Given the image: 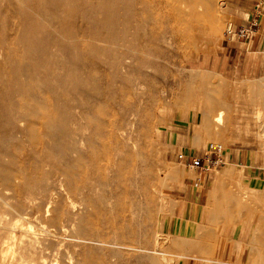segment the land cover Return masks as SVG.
Listing matches in <instances>:
<instances>
[{"label": "rangeland", "instance_id": "374dc122", "mask_svg": "<svg viewBox=\"0 0 264 264\" xmlns=\"http://www.w3.org/2000/svg\"><path fill=\"white\" fill-rule=\"evenodd\" d=\"M148 1L95 0L94 3V0H0V106H2L0 107V166L6 167L5 169L11 171L10 184H6L0 174V204L2 205H0V241H2L0 242V264H27V260H29V264H43L40 256L42 254L47 255L50 250L49 248H45L44 235L46 233L41 230L42 227L48 228L51 230V233L56 231L62 232L60 233L62 235L60 237H62L64 242L60 247L63 248L61 249L64 252V258L68 259L67 255L74 253L71 254L73 259L70 264H78L76 258L78 259L77 250L79 248L77 247H79L78 245L82 241L78 230L81 222V211L84 209L82 202H86V200L89 208H92L88 205L89 203L93 202L92 204H95V207H93V217L95 216V219L98 221L100 234L104 232L105 235H109L105 236L102 233V236H100L103 240H99V233L97 236L92 232H88L87 234L92 237V239L91 237L88 239L90 240L89 244H92L90 248L87 247L89 250L94 249V246L100 243L95 248L101 253V259L98 264H113V262H118L116 264H151L150 257H155L162 264H166L161 259V254L156 253L155 250V238H157V235L165 236L162 239L160 238V241L165 240V238H168L171 242L176 240L174 247H168L167 249V244L170 243L169 241L166 242V245L161 244L157 247L159 249L158 251L166 253L165 256L168 259L172 261L177 260V264H243L214 259L211 255L199 256L191 253L190 236L192 233L194 236L196 235L197 224L190 220L193 218L189 213L191 208L190 204L180 201L177 198L174 188L181 182L182 172L185 168H188L184 163L179 161L177 157L178 153L186 152L188 154L202 156L210 144L222 143L225 150L226 148L228 150V147L234 144L248 147L251 150L249 151V157L245 158L239 165L243 167L247 165L261 168L263 177L261 186L264 189V66L261 68V71L253 72L249 77L241 74L240 71L235 72L237 66V62L235 61L236 57L235 55H231V52L229 53L227 50V47L235 42H250L257 32L249 37V39H240L226 35L228 24L234 23L241 25L248 24L250 21L242 22V17L239 16L235 7L238 0H219L218 5L224 10H222L223 21L221 20L219 24V27L220 25L222 27H220L221 30L218 29L215 36L204 31L201 35L196 33L191 39L181 38V34L171 24V17L164 6L165 0H160V2L158 0H152V5ZM149 14L159 16V19H162L160 20L161 23L159 24V21L152 20L148 16ZM256 19H259V17H256ZM163 21L166 22L163 23ZM148 40L151 42V47ZM25 47L27 48L25 49ZM160 47L164 49L161 50ZM233 50H236L235 47ZM245 90L247 93H244ZM88 92L91 94L87 98L85 95L86 93L88 95ZM37 104H40L42 107L37 106ZM95 104H99L100 106L97 107ZM215 105L217 106L216 113L213 115L211 121H207L205 111L214 108ZM29 106L33 108L32 110L34 112L27 119H24ZM101 107L103 108L99 109ZM56 109L60 111L57 112ZM218 109L219 112H222V115L224 114L220 122L221 124H216L215 121L216 114L219 113L217 112ZM14 111H17V113ZM44 111L49 113L45 114L43 113ZM54 113L55 115L58 114V117ZM88 113H90L89 116H87ZM97 115H99L98 118H96ZM227 116H233L234 120L230 119L231 122L241 124L233 127V129L231 128V133L241 135L236 140L238 142L235 141V143L233 141V144H228L219 137L225 130H229V128L228 130L224 128ZM60 117L65 119L63 120ZM90 117L96 118L97 120H92ZM45 119L53 120L52 124L55 123L54 127L56 130L60 127L58 129H63V132L58 130L51 134L52 136L46 133L49 135L47 136L45 134ZM10 120L14 122L10 123ZM32 120H34L33 125L30 124ZM24 121L27 122V126ZM92 121L97 125L94 126ZM34 122H36V125ZM37 122H40V124ZM205 122L214 123L209 127V129H213L211 132H213L214 137L206 141L203 145L202 153H197L195 149L189 150L185 145L190 144L188 141L190 131L193 129L194 135L205 134L207 129ZM192 123L193 125H191ZM40 125H43V128ZM20 126L23 127L21 128ZM220 128L223 129L220 130ZM64 129H67V132ZM77 131L79 134H77ZM27 134L29 136L35 134L34 136H30V139L34 138V140L31 139L28 141L29 136L25 138ZM57 134V138L60 140H57L58 142L56 141V144L54 139H57ZM61 134H64V136ZM94 134L99 136L96 138ZM85 136L90 140L88 138L85 139ZM100 136H107V139L105 137L102 139ZM74 138L75 141L72 140ZM35 139L39 141L34 142ZM25 141L28 142L26 143ZM60 141L66 143H61ZM50 144L51 146L53 145L52 148L49 146ZM17 145L20 147L19 150ZM66 146H68V149H66ZM128 146L130 149L127 148ZM80 147L81 149H79ZM87 147L91 148L90 152L87 150ZM96 147L99 153L94 149ZM32 149L35 150L33 151ZM77 149L81 150V153L79 150L76 152ZM104 149H106V152ZM59 150L62 151L59 152ZM55 153L57 154L55 155ZM92 154L95 155L93 156ZM97 156L99 163L95 159ZM12 160L14 162L18 161L14 164ZM18 162L20 164H17ZM74 163H78V165ZM67 165L72 166L71 172H73V175L69 177L70 179L67 177L68 180L65 177L66 174L63 172V167ZM9 166L13 167L10 169ZM74 168L77 169L78 173H81L77 174ZM35 171L39 173H34ZM12 173H15L16 176ZM88 173L91 175H88ZM114 173L117 174L115 175ZM35 174L37 175L35 176ZM77 178L80 179L78 180ZM63 179L73 189L67 187L68 185L66 186L62 182ZM79 181L82 182L79 183ZM56 183H59L60 187ZM40 184L43 187L39 186ZM8 185H10V188ZM13 186L15 189H13ZM79 187H81V190L77 189ZM26 188L28 194H26ZM68 189L73 193L76 192V194L73 195ZM57 190L63 194L57 193ZM123 190L126 191L124 192ZM23 191L26 192L25 195ZM33 192H35V195ZM54 193H57L58 196ZM65 194L68 197H74L75 200L72 198L71 200ZM76 196L77 198H75ZM32 197L33 199H31ZM81 197L85 200L83 201L81 199L80 201L79 198ZM17 199H20L19 202ZM68 200L71 202L69 203ZM6 201L7 203H5ZM96 201H99L98 204H96ZM8 203L10 206L7 205ZM113 203L115 204L113 205ZM124 205L130 207H125L127 208L126 212L124 211L125 208H123ZM41 206L43 207L41 208ZM106 206L108 207L106 208ZM118 207H120L119 210ZM12 208L16 209L17 212ZM29 211L30 213H28ZM15 212L20 214H15ZM262 213L264 214V212ZM11 214L13 218H11ZM84 217L85 221L90 224L93 223L91 215L85 213ZM18 219L19 221L17 222ZM37 219L39 220L37 221ZM131 221L133 222L131 223ZM105 226H107L106 229H104ZM31 229L35 230H32V232ZM119 229L123 230L120 231ZM7 232L8 235L6 236ZM123 232L124 234L122 235ZM25 234L27 236L35 234L36 236L31 235L29 237L31 239H29ZM128 235L131 236V239ZM119 236L132 240L133 245L132 247L130 246L132 249L125 248L124 245L123 247L122 245H115L114 238L119 239ZM107 237L109 238L107 239ZM145 238H147V241ZM11 239H13L12 242ZM14 239L17 241L16 243L13 242ZM31 240H34L35 243ZM8 244H10V247ZM141 244L146 247L148 246L147 251L144 249V252L138 248ZM11 245L14 247L12 250H10ZM115 247L121 250L118 256L112 255L113 250H116ZM13 250L16 253H13ZM129 252L130 255H128ZM108 256L112 258H108ZM29 257L30 259H25ZM117 257L120 259L118 260ZM246 264H250V262Z\"/></svg>", "mask_w": 264, "mask_h": 264}, {"label": "crops", "instance_id": "0c3cea01", "mask_svg": "<svg viewBox=\"0 0 264 264\" xmlns=\"http://www.w3.org/2000/svg\"><path fill=\"white\" fill-rule=\"evenodd\" d=\"M235 7L243 23L256 18L259 12L261 29L254 38L250 42L238 41L227 47L229 53L236 57L235 72L240 71L249 77L264 66V0H238ZM234 47L236 50H233ZM216 110L215 106L205 111L207 121L212 120ZM230 119L234 120L233 116H227L224 127L229 130L219 137L233 144L241 135L231 133V128L241 124ZM205 125V134L194 135V130L190 131V144L185 145L189 150L195 149L197 153H202L203 145L214 137L212 129H209L212 123L205 122ZM249 151L248 147L234 144L224 151V164L219 168H185L182 172L181 182L174 191L180 201L190 204L189 213L193 217L190 220L197 224L196 235L192 233L190 236L192 254L211 255L214 259L233 263L264 264V189L261 186V168L239 165L249 157ZM220 205L228 206V210L219 209Z\"/></svg>", "mask_w": 264, "mask_h": 264}, {"label": "bare ground", "instance_id": "6f19581e", "mask_svg": "<svg viewBox=\"0 0 264 264\" xmlns=\"http://www.w3.org/2000/svg\"><path fill=\"white\" fill-rule=\"evenodd\" d=\"M138 1V0H137ZM151 3V5H152V0H149ZM148 1V2H149ZM159 2H160V0H158ZM136 2V1H135ZM156 2V1H155ZM94 3H95V0H94ZM134 3V2H133ZM141 3V2H140ZM83 4V3H82ZM136 4V3H135ZM146 4V3H145ZM149 4V5H150ZM155 4V3H154ZM219 0H165V4H164V6H165V8H166V10H167V12L169 13V15H170V17H171V24H172V26H174L176 29H177V32L178 33H180L181 34V38H185V39H191V38H193L194 37V35L196 34V33H198V35H201V34H203V32L205 31V32H207V33H209L210 35H213V36H215L216 34H217V31H218V29H220V27H221V25H220V27H219V24H220V22H221V20H222V10L223 9H221L220 7H219ZM39 5V4H38ZM40 6V5H39ZM160 6V5H159ZM17 7V6H16ZM16 7H15V9H16ZM34 7V6H33ZM42 7V6H41ZM144 7H145V5H144ZM153 7V6H152ZM151 7V8H152ZM222 7V6H221ZM156 8V7H155ZM160 8V7H159ZM147 9H148V7H147ZM153 9V8H152ZM36 10V9H35ZM138 10V9H137ZM141 10V9H140ZM150 10V9H149ZM159 10V9H158ZM161 10H162V8H161ZM41 11V10H40ZM142 11H143V9H142ZM155 11V10H154ZM224 11V10H223ZM156 12V11H155ZM160 12V11H159ZM162 12H164V11H162ZM161 12V13H162ZM18 13V12H17ZM80 13V12H79ZM136 13H137V11H136ZM157 13V12H156ZM139 14H140V12H139ZM145 14V13H144ZM155 14V13H154ZM158 14V13H157ZM99 15V14H98ZM146 15V14H145ZM163 15V14H162ZM101 16H102V14H101ZM152 20H155V21H159L158 23L160 24L161 23V21L160 20H162V19H159V16H153V14H149L148 15ZM100 17V16H99ZM145 17V16H144ZM148 18V17H147ZM161 18V17H160ZM166 18V17H165ZM164 18V19H165ZM60 20H61V18H60ZM141 20V19H140ZM148 20V19H147ZM166 20V19H165ZM54 21V20H53ZM154 21V22H155ZM167 21V20H166ZM166 21H163V23L164 22H166ZM223 21V20H222ZM139 22V21H138ZM153 22V23H154ZM143 23V22H142ZM162 23V24H163ZM223 23V22H222ZM150 24H151V22H150ZM154 25V24H153ZM50 26V25H49ZM155 26V25H154ZM223 26V25H222ZM158 27V26H157ZM222 28V27H221ZM156 29V28H155ZM158 29H159V27H158ZM221 30V29H220ZM84 31V30H83ZM155 31V30H154ZM38 32V31H37ZM105 32V31H104ZM142 32V31H141ZM153 32V31H152ZM158 32V31H157ZM176 32V31H175ZM176 32V33H177ZM148 33V32H147ZM156 33V32H155ZM160 33V32H159ZM150 34V33H149ZM81 35H82V33H81ZM157 35V34H156ZM104 36V35H103ZM154 36V35H153ZM18 37V36H17ZM20 37V36H19ZM205 37V36H204ZM156 38V37H155ZM206 38V37H205ZM21 39V38H20ZM139 39H140V37H139ZM145 39V38H144ZM149 40H151V39H149ZM149 40H148V42H149ZM85 41V40H84ZM89 41V40H88ZM83 42V41H82ZM138 42V41H137ZM153 42V41H152ZM86 43V42H85ZM140 43V42H139ZM150 43V47H151V42H149ZM158 43V42H157ZM142 44H143V42H142ZM154 44V43H153ZM160 44V43H159ZM87 45V44H86ZM131 45V44H130ZM129 45V46H130ZM148 45V44H147ZM4 46V45H3ZM81 46H82V44H81ZM138 46H139V44H138ZM1 47V46H0ZM84 47H85V45H84ZM148 47H149V45H148ZM158 47V46H157ZM156 47V48H157ZM27 47H25V49H26ZM82 48H83V46H82ZM87 48V47H86ZM94 48V47H93ZM140 48V47H139ZM154 48V47H153ZM11 50H12V48H10ZM160 49H161V47H160ZM162 49H164V48H162ZM161 49V50H162ZM5 50H7V49H5ZM46 50H47V48H46ZM85 50V49H84ZM89 50V49H88ZM145 50V49H144ZM159 50V49H158ZM118 51V50H117ZM143 51V50H142ZM8 52V51H7ZM6 52V53H7ZM46 52V51H45ZM84 52V51H83ZM125 52V51H124ZM144 52V51H143ZM160 52V51H159ZM12 53V52H11ZM158 52H156V54H157ZM8 54V53H7ZM141 55V54H140ZM157 55H159V53L157 54ZM130 56V55H129ZM144 56V55H143ZM142 56V57H143ZM128 57V56H127ZM22 58V57H21ZM141 59V58H140ZM97 61V60H96ZM134 62V61H133ZM139 62V61H138ZM137 62V63H138ZM99 63V62H98ZM77 65V64H76ZM127 66V65H126ZM125 66V67H126ZM155 66V65H154ZM102 67V66H101ZM105 68V67H104ZM108 69V68H107ZM78 70V69H77ZM101 70V69H100ZM132 70H134V69H132ZM139 70V69H138ZM109 71V70H108ZM143 71H144V69H143ZM95 72V71H94ZM107 72V71H106ZM146 73V72H145ZM94 74V73H93ZM101 74V73H100ZM104 74H106V73H104ZM141 74H143V73H141ZM98 75V74H97ZM96 75V76H97ZM102 75V74H101ZM107 75V74H106ZM105 75V76H106ZM92 76V75H91ZM144 76H145V74H144ZM143 76V77H144ZM98 77V76H97ZM96 77V78H97ZM101 78V77H100ZM108 78H109V74H108ZM188 78V77H187ZM41 79V78H40ZM97 79H99V78H97ZM45 80H47V79H45ZM100 81V80H99ZM106 81V80H105ZM108 81H109V79H108ZM111 81V80H110ZM187 81V80H186ZM107 82V81H106ZM124 83V82H123ZM77 84V83H76ZM103 84V83H102ZM106 84V83H105ZM125 84H127V83H125ZM79 85H80V83H79ZM72 86V85H71ZM104 86V85H103ZM185 87H186V85H184ZM118 87V86H117ZM125 88V87H124ZM80 89H81V87H80ZM104 89V88H103ZM71 90H72V88H71ZM215 90V89H214ZM182 91H184V90H182ZM86 92V91H85ZM124 92V91H123ZM218 92V91H217ZM103 93V92H102ZM183 93V92H182ZM213 93V92H212ZM214 93H216V92H214ZM50 94V93H49ZM89 94H91V93H89L88 92V95H87V93H86V95H85V97L87 96V98H88V96H89ZM122 94V93H121ZM107 95V94H106ZM24 96V95H23ZM213 96V95H212ZM85 97H83V98H85ZM94 97H95V95H94ZM94 97H93V99H94ZM127 97V96H126ZM99 98V97H98ZM215 98V97H214ZM217 98V97H216ZM52 99V98H51ZM125 99V98H124ZM26 100V99H25ZM49 100V99H48ZM53 101H54V99H52ZM214 100V99H213ZM218 100V99H217ZM217 100H216V102H217ZM53 101H51V102H53ZM93 101V100H92ZM96 101H98V100H96ZM125 101V100H124ZM219 101V100H218ZM26 102V101H25ZM35 102H36V100H35ZM46 102V101H45ZM126 102H127V100H126ZM215 102V101H214ZM27 103V102H26ZM25 103V104H26ZM29 103V102H28ZM38 103V102H37ZM40 103H42V102H40ZM102 103V102H101ZM129 103V102H128ZM1 104V103H0ZM54 104V103H53ZM103 104V103H102ZM216 104V103H215ZM27 105V104H26ZM30 105H32V104H30ZM34 105H36V104H34ZM92 105V104H91ZM94 105V104H93ZM128 105V104H127ZM219 105V104H218ZM221 105H222V103H221ZM37 106H39V107H42L40 104H37ZM48 106V105H47ZM47 106H46V108H47ZM95 106H100L99 104H95ZM216 106V105H215ZM0 107H2V106H0ZM21 107H23V106H21ZM33 107H35V106H33ZM54 107H55V105H54ZM75 107V106H74ZM217 107V106H216ZM15 108V107H14ZM57 108L58 109H60L58 106H57ZM63 108V107H62ZM83 108H86V107H83ZM82 108V109H83ZM103 107H101V108H99V109H102ZM106 108V107H105ZM104 108V109H105ZM21 109V108H20ZM25 109V108H24ZM33 108L31 107V106H29V108H28V110H26V113H25V110H24V113L26 114L25 115V118L24 119H27L28 118V116L29 115H31V113H33L34 111L32 110ZM42 109V108H41ZM98 109V108H97ZM98 109V110H99ZM222 109H224V108H222ZM19 110V109H18ZM46 110V109H45ZM86 110V109H85ZM97 110V111H98ZM42 111V110H41ZM47 111H48V109H47ZM54 112H55V110H53ZM56 111H57V109H56ZM58 111H60V110H58ZM57 111V112H58ZM62 111V110H61ZM83 111V110H82ZM12 112H13V110H12ZM15 113H17V111H14ZM37 112V111H36ZM86 112V111H85ZM139 112V111H138ZM217 112H219V109H218V111ZM23 113V114H24ZM43 113H45V114H47V113H49V112H46V111H44ZM91 113V112H90ZM90 113H88L87 114V116H89L90 115ZM99 113H101L100 111H99ZM39 114V113H38ZM61 114V113H60ZM102 114V113H101ZM100 114V115H101ZM104 114V113H103ZM16 115V114H15ZM33 115V114H32ZM37 115V114H36ZM49 115V114H48ZM54 115H55V113H54ZM58 115V114H57ZM57 115H55V116H57ZM67 115V114H66ZM65 115V116H66ZM224 115V114H223ZM222 112L220 111L218 114H216V119H215V121H216V124H221L220 122H221V120H222ZM9 116V115H8ZM21 116H22V114H21ZM35 116V115H34ZM54 116V117H55ZM98 116L99 115H97V117L96 118H98ZM103 116V115H102ZM105 116V115H104ZM44 117H46L45 115H44ZM49 117V116H48ZM58 117V116H57ZM56 117V118H57ZM101 117V116H100ZM7 119H8V117H6ZM9 118H11V117H9ZM38 118V117H37ZM37 118H36V121H37ZM52 118V117H51ZM60 118H62L63 119V117H60ZM67 118V117H66ZM86 118H88V117H86ZM94 119L93 117H90V119H94L95 121L97 120V119ZM48 119V118H47ZM47 119H45L46 121H45V126H46V132H45V134L46 133H49L50 135L51 134H53V133H55L56 131H62L63 129H58V128H60V127H58L57 128V130H56V128L54 127L55 125V123H53L52 124V121H50V120H47ZM57 119H59V118H57ZM65 119V118H64ZM63 119V120H64ZM69 119V118H68ZM99 120V119H98ZM23 121V120H22ZM33 121L34 120H32L31 122L32 123H30V124H32L33 125ZM86 121H88V120H86ZM90 122H91V120H89ZM215 121H213V122H215ZM10 123H12V122H14L13 120H10L9 121ZM25 122V121H24ZM43 122V121H42ZM58 122V121H57ZM56 122V123H57ZM98 122V121H97ZM212 122V123H213ZM6 123H7V121H6ZM26 123L27 122H25V125H26ZM38 123V122H37ZM58 123H60V122H58ZM67 123V122H66ZM92 123H94L93 121H92ZM34 124L36 125V122H34ZM38 124H40V122L38 123ZM73 124V123H72ZM87 124H88V122H87ZM104 124V123H103ZM214 124V123H213ZM7 125V124H6ZM15 125V124H14ZM17 125H18V123H17ZM17 125H16V127H17ZM19 125H21V124H19ZM28 125V124H27ZM26 125V126H27ZM62 125V124H61ZM69 125V124H68ZM79 125V124H78ZM92 125V124H91ZM97 125V124H96ZM95 125V123H94V126H96ZM10 126V125H9ZM41 127L43 126V125H40ZM57 126H59V125H57ZM56 126V127H57ZM72 126V125H71ZM74 126V125H73ZM88 126H90V125H88ZM11 127V126H10ZM19 127V126H18ZM21 127V126H20ZM23 127V126H22ZM21 127V128H22ZM27 128H29V127H27ZM32 129H34L33 127H31ZM43 128V127H42ZM41 128V129H42ZM64 128V127H63ZM78 128V127H77ZM91 128V127H90ZM7 129H9L8 127H7ZM17 129V128H16ZM32 129H31V131H32ZM37 129V128H36ZM71 129V128H70ZM69 129V130H70ZM94 129H95V127H94ZM94 129H93V131H94ZM97 129V128H96ZM221 129H223V128H220V130ZM19 130V129H18ZM38 130V129H37ZM43 130V129H42ZM64 130H66V132H67V129H64ZM74 130V129H73ZM99 130V129H98ZM213 130V129H212ZM11 131V130H10ZM9 131V132H10ZM91 131H92V129H91ZM100 131V130H99ZM101 131H102V128H101ZM219 131V130H218ZM6 132V131H5ZM12 132V131H11ZM20 132V131H19ZM26 132V131H25ZM33 132V131H32ZM63 132V131H62ZM108 132V131H107ZM107 132H106V134H107ZM222 132V131H221ZM14 133H15V131H14ZM21 133H22V130H21ZM31 133V132H30ZM35 133V132H34ZM59 133V132H58ZM109 133V132H108ZM213 133V132H212ZM6 134V133H5ZM10 134V133H9ZM8 134V135H9ZM12 134V133H11ZM38 134V133H37ZM40 134H42V133H40ZM68 134V133H67ZM77 134H79L78 133V131H77ZM92 134V133H91ZM96 134H97V132H96ZM98 134H100V133H98ZM112 134V133H111ZM111 134H110V136H111ZM8 135H6V136H8ZM14 135V134H13ZM32 135V134H31ZM30 135V136H31ZM35 134H33L32 136H34ZM39 135V134H38ZM43 135H44V133H43ZM42 135V137H44ZM47 136H49L48 134H46ZM62 135V134H61ZM61 135H59V136H61ZM69 135V134H68ZM95 135V134H94ZM10 136V135H9ZM29 135L27 134V135H25V138L26 137H28ZM30 136H29V139H27L28 141L29 140H31V139H33L34 140V138H31L30 139ZM46 136V137H47ZM52 136V135H51ZM50 136V137H51ZM62 136H64V134L62 135ZM75 136V135H74ZM99 136V135H98ZM98 136H96L95 135V137L97 138ZM102 136V135H101ZM100 136V137H101ZM109 136V137H110ZM115 136V135H114ZM40 137H41V135H40ZM58 137V134L56 135V138ZM72 137V136H71ZM78 137H79V135H78ZM90 137V136H89ZM95 137H93V138H95ZM99 137V138H100ZM105 137V136H104ZM104 137H101L102 139L104 138ZM107 137V136H106ZM105 137V139H107ZM126 137V136H125ZM36 138V137H35ZM39 138V137H38ZM54 138V137H53ZM67 138V137H66ZM83 138V137H82ZM85 139L86 138H88V137H84ZM100 138V139H101ZM111 138V137H110ZM117 138V137H116ZM78 139H81V138H78ZM89 139V138H88ZM102 139H101V141H102ZM114 139V138H113ZM1 140V139H0ZM37 139H35V141L34 142H38L39 140H37ZM59 141L60 139H54V141H55V143H56V141ZM63 140V139H62ZM72 140H74L75 141V138L74 139H72ZM83 140V139H82ZM90 140V139H89ZM117 140V139H116ZM28 141H25L26 143L28 142ZM57 141V142H58ZM64 141H65V139H64ZM70 141H71V139H70ZM79 141V140H78ZM86 141H88V140H86ZM95 141V140H94ZM100 141V142H101ZM120 141V140H119ZM33 142V141H32ZM33 142V143H34ZM45 142V141H44ZM61 143L63 142V141H60ZM84 143H85V141H83ZM103 142V141H102ZM42 143V142H41ZM63 143H66V142H63ZM80 143H81V141H80ZM79 143V144H80ZM89 143V142H88ZM106 143V142H105ZM114 143L115 144H117V142H115L114 141ZM38 144V143H37ZM36 144V145H37ZM57 144V143H56ZM90 144V143H89ZM114 144V145H115ZM222 144V143H221ZM44 145V144H43ZM42 145V146H43ZM46 145V144H45ZM62 145V144H61ZM66 145V144H65ZM84 145H86V144H84ZM97 145H98V143H97ZM100 145V144H99ZM103 145V144H102ZM118 145V144H117ZM34 146V145H33ZM41 146V147H42ZM49 146H51V144L49 145ZM53 146V145H52ZM52 146H51V148H52ZM57 146V145H56ZM89 146V145H88ZM95 146H96V144H95ZM104 146V145H103ZM125 146V145H124ZM124 146H122V147H124ZM224 146V145H223ZM16 147V146H15ZM17 147H19L18 145H17ZM36 147V146H35ZM47 147V146H46ZM54 147H55V145H54ZM82 147V146H81ZM81 147L79 148V149H81ZM91 147V146H90ZM119 147H120V145H119ZM32 148H34V147H32ZM47 148H49V147H47ZM57 148V147H56ZM60 148V147H59ZM64 148V147H63ZM63 148H62V150H63ZM88 148V147H87ZM92 148V147H91ZM91 148H88L87 150H89V152H90V149ZM101 148V147H100ZM106 149H107V147H105ZM121 148V147H120ZM119 148V149H120ZM126 148V147H125ZM127 148H129L130 149V147L128 146ZM126 148V149H127ZM225 148V147H224ZM20 149V147L18 148V150ZM40 149H43V148H40ZM39 149V150H40ZM50 149V148H49ZM66 149H68V146H66ZM71 149H72V147H71ZM79 149H77V151L76 152H78V150ZM95 150L97 149V147L96 148H94ZM106 149H104V151L106 152ZM118 149V148H117ZM117 149H115V150H117ZM124 149V148H123ZM125 149V150H126ZM17 150V149H16ZM33 150V149H32ZM35 150V149H34ZM33 150V151H34ZM61 150V151H62ZM75 150V149H74ZM73 150V151H74ZM93 150V149H92ZM101 150V149H100ZM113 150V149H112ZM43 151V150H42ZM53 151V150H52ZM60 150H59V152H61ZM64 151V150H63ZM68 151H70V150H68ZM80 151V153H81V150H79ZM97 151V150H96ZM114 151V150H113ZM113 151H112V153H113ZM119 151V150H118ZM117 151V152H118ZM132 151V150H131ZM130 151V152H131ZM38 153H39V151H37ZM44 152V151H43ZM98 152V151H97ZM108 152V151H107ZM116 152V153H117ZM129 152V153H130ZM10 153V152H9ZM8 153V154H9ZM54 153V152H53ZM65 153V152H64ZM68 153H70V152H68ZM68 153H67V155H68ZM72 153H75V152H72ZM80 153H79V155H80ZM83 153V152H82ZM92 153V152H91ZM95 153V152H94ZM99 153V152H98ZM97 153V154H98ZM101 153H103L102 151H101ZM109 153V152H108ZM1 154V153H0ZM4 154V153H3ZM57 153H55V155H56ZM59 154V153H58ZM66 154V153H65ZM96 154V153H95ZM95 154H92L93 156L95 155ZM96 154V155H97ZM106 154V153H105ZM134 154V153H133ZM11 155H12V153H11ZM43 155V154H42ZM46 155V154H45ZM62 155V154H61ZM70 155V154H69ZM77 155H78V153H77ZM76 155V156H77ZM83 155V154H82ZM82 155H81V157H82ZM91 155V156H92ZM99 155V154H98ZM103 155H104V153H103ZM108 155V154H107ZM106 155V156H107ZM126 155V154H125ZM4 156L6 157V155L4 154ZM13 156V155H12ZM84 156V155H83ZM100 156V155H99ZM109 156H110V154H109ZM127 156V155H126ZM133 156V155H132ZM131 156V157H132ZM45 157H47V156H45ZM74 157V156H73ZM4 158V157H3ZM8 158H9V156H8ZM78 158V157H77ZM79 158H80V156H79ZM93 158V157H92ZM95 158V157H94ZM98 158V156L95 158V159H97ZM102 158V157H101ZM110 158V157H109ZM134 158V157H133ZM132 158V159H133ZM75 159H76V157H75ZM81 159V158H80ZM80 159H78V160H80ZM105 159V158H104ZM33 160H34V158H33ZM63 160H64V158H63ZM74 160V159H73ZM78 160H76L77 162H78ZM82 160V159H81ZM98 160V159H97ZM123 160V159H122ZM135 160V159H134ZM13 161V160H12ZM18 161V160H17ZM16 161V162H17ZM75 161V162H76ZM121 161V160H120ZM130 161V160H129ZM14 162V161H13ZM16 162H14V164H16ZM132 162V161H131ZM79 163H80V161H79ZM97 163V162H96ZM98 163H99V160H98ZM116 163H117V161H116ZM115 163V164H116ZM133 163V162H132ZM136 163V162H135ZM17 164H20L19 162L17 163ZM61 164V163H60ZM75 164V163H74ZM77 165H78V163H76ZM75 164V165H76ZM81 165V164H80ZM103 165V164H102ZM138 165V164H137ZM17 167H20V166H18V165H16ZM61 166V165H60ZM83 166V165H82ZM81 166V167H82ZM99 166V165H98ZM10 167V166H9ZM13 167V166H12ZM12 167H10V169L12 168ZM55 167H56V165H55ZM6 167H3V166H0V174H1V176H2V178H3V180H4V182L7 184H10V176H11V171L10 170H7V169H5ZM22 168V167H21ZM25 168V167H24ZM57 168V167H56ZM55 168V169H56ZM71 168H72V166H65V167H63V172L66 174V178L68 177H70V176H72L73 174V172H71L72 170H71ZM79 168H80V166H79ZM117 168V167H116ZM123 168V167H122ZM58 169V168H57ZM60 169V168H59ZM23 170V169H22ZM27 170H29V169H27ZM31 170V169H30ZM74 170L77 172V174H80V173H78V171H77V169H75L74 168ZM98 170V169H97ZM135 170V169H134ZM15 171H16V169H15ZM60 171V170H59ZM127 171V170H126ZM126 171H125V173H126ZM137 171H138V169H137ZM136 171V172H137ZM27 172V171H26ZM32 172V171H31ZM53 172V171H52ZM96 172V171H95ZM120 172V171H119ZM17 173V172H16ZM28 173V172H27ZM34 173H39V172H34ZM33 173V174H34ZM57 173V172H56ZM84 173V172H83ZM110 173V172H109ZM12 174H14L15 175V173H12ZM18 174V173H17ZM24 174V173H23ZM32 174V173H31ZM63 174V173H62ZM76 174V175H77ZM90 173H88V175H89ZM105 174V173H104ZM115 175L117 174V173H114ZM124 174V173H123ZM133 174V173H132ZM37 174H35V176H36ZM48 175V174H47ZM51 175H53V174H51ZM50 175V176H51ZM58 175V174H57ZM82 175V174H81ZM91 175V174H90ZM95 175H96V173H95ZM107 175V174H106ZM119 175V174H118ZM16 176V175H15ZM23 176V175H22ZM61 176V175H60ZM59 176V177H60ZM63 176V175H62ZM83 176V175H82ZM99 176V175H98ZM102 176V175H101ZM111 176V175H110ZM59 177H58V179H59ZM77 177V176H76ZM76 177H74V178H76ZM79 177V176H78ZM81 177V176H80ZM85 177V176H84ZM92 177H93V175H92ZM95 177V176H94ZM112 177V176H111ZM14 178H16V177H14ZM29 178V177H28ZM39 178H40V175H39ZM66 178H65V181H66ZM68 178H67V180H68ZM103 178V177H102ZM115 178V177H114ZM118 178V177H117ZM120 178V177H119ZM12 179H13V177H12ZM70 179V178H69ZM78 179V178H77ZM80 179V178H79ZM78 179V180H79ZM83 179V178H82ZM107 179V178H106ZM116 179V178H115ZM13 180H15V179H13ZM22 180V179H21ZM71 180H72V177H71ZM70 180V181H71ZM95 180V179H94ZM85 181V180H84ZM14 182V181H13ZM15 182H17V181H15ZM62 182H64V179H63V181ZM68 182V181H67ZM80 182H82V181H79V183ZM31 183V182H30ZM42 183V182H41ZM44 183H46V182H44ZM65 184H66V186L68 185L66 182H64ZM69 183V182H68ZM71 183V182H70ZM5 184V185H6ZM33 184V183H32ZM37 184H39V183H37ZM57 184V183H56ZM73 184V183H72ZM82 184V183H81ZM12 185V184H11ZM22 185V184H21ZM62 185V184H61ZM74 185H75V187H76V184L74 183ZM83 185V184H82ZM10 185H8V187H9ZM17 186V185H16ZM39 186H42L41 184L39 185ZM39 186H37V187H39ZM57 186H59V183L57 184ZM77 186H78V184H77ZM88 186H89V184H88ZM87 186V187H88ZM90 186H91V184H90ZM18 187V186H17ZM16 187V188H17ZM43 187V186H42ZM45 187H46V185H45ZM60 187V186H59ZM67 187H70L69 185L67 186ZM74 187V188H75ZM82 187V186H81ZM81 187H79V188H77V189H79V190H81ZM84 187V186H83ZM94 187V186H93ZM10 188V187H9ZM12 188V187H11ZM18 188H20V187H18ZM22 188V187H21ZM40 188V187H39ZM49 188V187H48ZM52 188V187H51ZM50 188V189H51ZM55 188H57V187H55ZM71 189H73L72 187H70ZM69 188V189H70ZM13 189H15L14 188V186H13ZM29 189V188H28ZM47 189V188H46ZM50 189H48V190H50ZM54 189V188H53ZM63 189V188H62ZM67 189V188H66ZM68 189V190H69ZM9 191H10V189H8ZM21 191H22V189H20ZM26 190H27V188H26ZM25 190V191H26ZM37 190V189H36ZM55 190V189H54ZM59 190V189H58ZM58 190H57V193H60V192H58ZM74 190H76V189H74ZM17 191V190H16ZM18 191H19V189H18ZM35 191V190H34ZM41 191H42V189H41ZM60 191H61V189H60ZM67 191V190H66ZM69 191H71V190H69ZM76 191H78V190H76ZM124 191V190H123ZM126 191V190H125ZM124 191V192H125ZM24 192V191H23ZM36 192V191H35ZM35 192H33L34 193V195H35ZM51 192V191H50ZM65 192V191H64ZM72 192V191H71ZM19 193V192H18ZM25 193L26 192H24V195H25ZM33 193H31V194H33ZM47 193V192H46ZM49 193V192H48ZM57 193H54V194H56L57 196H58V194ZM73 193V192H72ZM121 193H122V191H121ZM15 194V193H14ZM22 194V193H21ZM26 194H28V190H27V193ZM60 194H63L62 192L60 193ZM70 194V193H69ZM74 194H76V192L75 193H73V195ZM85 194V193H84ZM84 194H83V196H84ZM88 194V193H87ZM118 194V193H117ZM11 195V194H10ZM20 195V194H19ZM37 195H39V194H37ZM50 195H52V194H50ZM50 195H47V196H50ZM66 196H67V194H65ZM64 195V196H65ZM71 195V194H70ZM69 195V196H70ZM86 195V194H85ZM90 195H92V194H90ZM116 195V194H115ZM115 195H113V196H115ZM119 195V194H118ZM9 196V195H8ZM15 196V195H14ZM82 196V195H81ZM127 196H128V194H127ZM1 197V196H0ZM20 197V196H19ZM36 197V196H35ZM52 197H53V195H52ZM60 197H61V195H60ZM68 197V196H67ZM86 197V196H85ZM88 197H89V195H88ZM112 197V196H111ZM116 197V196H115ZM121 197V196H120ZM15 198V197H14ZM44 198V197H43ZM55 198H57V197H55ZM66 198V197H65ZM68 198H72V197H68ZM75 198H77V196L75 197ZM83 197H81V198H79L80 199V201H81V199H82ZM94 198V197H93ZM2 199V198H1ZM4 199V198H3ZM30 199V198H29ZM31 199H33V197L31 198ZM37 199V198H36ZM54 199V198H53ZM58 199V198H57ZM69 199V200H70ZM73 200H75L74 199V197L72 198ZM71 199V200H72ZM89 199V198H88ZM18 200V199H17ZM20 200V199H19ZM19 200H18V202H19ZM35 200V199H34ZM49 200H51L50 198H49ZM64 200V199H63ZM62 200V201H63ZM68 200V201H69ZM78 200V199H77ZM76 200V201H77ZM83 200V199H82ZM85 200V199H84ZM83 200V201H84ZM93 200V199H92ZM109 200V199H108ZM107 200V201H108ZM130 200V199H129ZM36 201V200H35ZM40 202H41V200H39ZM56 201V200H55ZM75 201V202H76ZM113 201V200H112ZM121 201H123V200H121ZM126 201V200H125ZM1 202H3L2 200H1ZM32 202H34V201H32ZM37 202V201H36ZM51 202V201H50ZM66 202H67V200H66ZM71 201H69V203H70ZM86 202H87V200H86ZM85 201L84 202H82V204H83V210L81 211L82 212V214H81V222H80V227H79V230H78V233H79V235H80V237L82 238V241H81V243L78 245L79 247H77V248H79V250H77L78 251V259L76 258V260H77V263L78 264H98L99 262H100V257H101V253H100V251L98 250V249H95L96 248V245H98V244H100V243H97L94 247V249H88L87 247H89L90 248V246L92 245H90L89 244V241L90 240H88L91 236H88L87 234H88V232H92L93 234H96V236L98 235V233H99V235H98V239L99 240H103V238H101V234L102 233H104V232H102L101 234H100V230L98 229L99 227H98V221H97V219H95V216L93 217V207H95V204H92V203H89L88 205H90V207H92V208H89V206H87V203H86ZM90 202V201H89ZM97 202V201H96ZM99 202V201H98ZM98 202L96 203V204H98ZM127 202H128V200H127ZM130 202V201H129ZM132 202V201H131ZM5 203H7V201L5 202ZM23 203V202H22ZM55 203V202H54ZM62 203H64V202H62ZM73 203V202H72ZM79 203V202H78ZM132 203H134V202H132ZM48 204V203H47ZM52 204V203H51ZM115 203H113V205H114ZM128 204V203H127ZM1 205V204H0ZM7 205H9V203L7 204ZM54 205V204H53ZM58 205V204H57ZM57 205H56V208H57ZM60 205V204H59ZM63 205V204H62ZM105 205V204H104ZM113 205H112V207H113ZM116 205H118V206H120L119 204H116ZM129 205H130V203H129ZM133 205V204H132ZM2 206V205H1ZM10 206V205H9ZM36 206H37V204H36ZM38 206H40V205H38ZM77 206V205H76ZM110 206V205H109ZM127 205H124V207L123 208H125ZM11 207H12V205H11ZM24 207V206H23ZM30 207L32 208V206L30 205ZM43 206H41V208H42ZM46 207V206H45ZM44 207V208H45ZM108 206H106V208H107ZM127 207H129V206H127ZM36 208V207H35ZM79 208V207H78ZM111 208V207H110ZM122 208V207H121ZM130 208V207H129ZM212 208V207H211ZM12 209H14V208H12ZM46 209V208H45ZM62 209H63V207H62ZM115 209V208H114ZM120 209V207H118V210ZM126 209L127 208H125V212H126ZM219 209H221V210H228V206H221L220 205V207H219ZM218 209V210H219ZM260 209V208H259ZM33 210V209H32ZM47 210V209H46ZM51 210V209H50ZM68 210H69V208H68ZM107 210V209H106ZM122 210V209H121ZM128 210H130V209H128ZM14 211H16L17 212V210L16 209H14ZM20 211V210H19ZM43 211V210H42ZM45 211V210H44ZM48 211H49V209H48ZM64 211H66V210H64ZM263 211V210H262ZM15 212V214H18V213H16ZM33 212V211H32ZM51 212V211H50ZM58 212V211H57ZM63 212V211H62ZM121 212V211H120ZM26 213H27V210H26ZM28 213H30V211L28 212ZM45 213V212H44ZM43 213V214H44ZM61 213V212H60ZM85 213H88L89 215H91L92 216V222L93 223H88L87 221H85L84 219H85V217H84V214ZM117 213V212H116ZM122 213V212H121ZM130 213V212H129ZM14 214V213H13ZM20 214V213H19ZM18 214V215H19ZM40 214V213H39ZM47 214H49V213H47ZM52 214V213H51ZM50 214V215H51ZM108 214V213H107ZM122 214H124V213H122ZM127 214V213H126ZM125 214V215H126ZM26 215H28V214H26ZM31 215V214H30ZM49 215V216H50ZM57 215V214H56ZM55 215V216H56ZM114 215V214H113ZM113 215H112V217H113ZM121 215V214H120ZM11 216H12V214H11ZM41 216V215H40ZM39 216V217H40ZM79 216V215H78ZM127 216H128V214H127ZM130 216V215H129ZM22 217V216H21ZM25 216H23V218H24ZM37 217H38V215H37ZM44 217V216H43ZM51 217V216H50ZM66 217V216H65ZM111 217V216H110ZM116 217V216H115ZM11 218H13V216L11 217ZM20 218V217H19ZM78 218V217H77ZM118 218H119V216H118ZM24 219H26V217L24 218ZM35 219V218H34ZM48 219V218H47ZM63 219V218H62ZM76 219V218H75ZM74 219V220H75ZM86 219H88V218H86ZM102 219V218H101ZM108 219V218H107ZM106 219V220H107ZM132 219H133V217H132ZM136 219V218H135ZM134 219V220H135ZM3 220V219H2ZM22 220V219H21ZM28 220H29V218H28ZM36 220V219H35ZM39 219H37V221H38ZM72 220V219H71ZM73 220V221H74ZM125 220V219H124ZM133 220V221H134ZM151 220V219H150ZM5 221V220H4ZM4 221H2L4 224H5V222ZM19 221V219L17 220V222ZM25 221V220H24ZM47 221H49V220H47ZM116 221V220H115ZM120 221V220H119ZM130 221V220H129ZM133 221H131V223L133 222ZM14 222H16V221H14ZM50 222V221H49ZM49 222H47V223H49ZM60 222H61V220H60ZM104 222V221H103ZM107 222H108V220H107ZM121 222H123V221H121ZM21 223V222H20ZM19 223V224H20ZM30 223V222H29ZM36 223H39V222H36ZM52 223H54V222H52ZM51 223V224H52ZM71 223V222H70ZM76 223V222H75ZM111 223V222H110ZM113 223V222H112ZM115 223V222H114ZM119 223V222H118ZM130 223V224H131ZM136 223V222H135ZM139 223V222H138ZM14 224H16V223H14ZM26 224V223H25ZM28 224V223H27ZM44 224V223H43ZM43 224H41L42 226H43ZM123 224V223H122ZM13 225V224H12ZM52 225H54V224H52ZM61 225V224H60ZM60 225H59V227H60ZM108 225V224H107ZM121 225V224H120ZM134 225V224H133ZM6 226V225H5ZM35 226V225H34ZM50 226V225H49ZM49 226H47V227H49ZM64 226H65V224H64ZM69 226V225H68ZM112 226V225H111ZM129 226V225H128ZM131 226V225H130ZM13 227V226H12ZM30 228H33V227H31V226H29ZM37 227V226H36ZM35 227V228H36ZM40 227V226H39ZM46 227V226H45ZM106 227L107 226H105V228L104 229H106ZM114 227H115V225H114ZM1 228H3V227H1ZM19 228V227H18ZM20 228H21V226H20ZM109 228H110V226H109ZM131 228V227H130ZM5 229V228H4ZM8 229V228H7ZM25 229V228H24ZM27 229L28 230H30L28 227H27ZM61 229V228H60ZM8 230H10V229H8ZM27 230V231H28ZM32 230H35V229H31V231ZM39 230V229H38ZM41 230H43L46 234L44 235L45 236V238H44V241H45V244H46V247L45 248H49V253L47 254V255H44V254H42L40 257H41V262L43 263V264H70V262L72 261V259H73V256L71 255V254H74V253H71V254H68L67 255V257H68V259H65L64 258V252H62V247H60L61 246V244L64 242L63 241V239H62V237H60V236H62V235H60V233H62L61 231L60 232H58V231H56V232H54V233H51V230H49L48 228H44V227H42V229ZM63 230V229H62ZM117 230H118V227H117ZM120 230V229H119ZM121 230H123V229H121ZM120 230V231H121ZM131 230H133V229H131ZM131 230H130V232H131ZM14 231H16V230H14ZM18 231V230H17ZM37 231V230H36ZM43 231H41V232H43ZM52 231H54V230H52ZM64 231V230H63ZM109 231V230H108ZM10 232V231H9ZM13 232V231H12ZM29 232V231H28ZM33 232V231H32ZM35 232V231H34ZM40 232V231H39ZM38 232V233H39ZM110 232V231H109ZM134 232V231H133ZM202 231H200V233H201ZM204 232V231H203ZM259 232H260V230H259ZM15 233V232H14ZM23 233V232H22ZM26 233V232H25ZM37 233V232H36ZM67 233H69V232H67ZM108 233V232H107ZM112 233H113V231H112ZM120 233V232H119ZM128 233H129V231H128ZM196 233H197V231H196ZM10 234V233H9ZM24 234V233H23ZM27 234V233H26ZM25 234V236H27ZM41 234H43V233H41ZM66 234V233H65ZM90 234V233H89ZM117 234V233H116ZM121 234V233H120ZM119 234V235H120ZM124 234V232L122 233V235ZM8 235V232H7V234H6V236ZM32 235V234H31ZM31 235L30 236H27V238H29V237H31ZM33 235H35V234H33ZM32 235V236H33ZM40 235V234H39ZM64 235V234H63ZM76 235V234H75ZM75 235H73L74 237H75ZM101 235V236H100ZM104 235H105V233H104ZM106 235H108V234H106ZM105 235V236H106ZM115 235V234H114ZM12 236H14L13 234H12ZM23 236V235H22ZM36 236V235H35ZM44 236H41V237H44ZM77 236V235H76ZM109 236V235H108ZM134 236V235H133ZM161 235H157V238H155L156 239V243H155V245H156V247H155V250H156V253L158 252L159 254H161V256H162V258L161 259H163L165 262H166V264H177L178 262H177V260L176 261H172L171 259H168V257H166L165 255H166V253L165 252H162V251H158L159 249H158V247H159V245H161V244H165L166 245V242H168L169 240H168V238L166 239L165 238V240H163V241H160L159 239L161 238L162 239V237L164 236H161ZM262 236V235H261ZM2 237V236H1ZM37 237H39V236H37ZM79 237V238H80ZM115 237V236H114ZM116 237H117V235H116ZM120 237V236H119ZM128 237L130 238L131 236H129L128 235ZM127 237V238H128ZM165 237V236H164ZM4 238V237H3ZM2 238V239H3ZM13 238V237H12ZM65 238V237H64ZM95 238V237H94ZM109 237H107V239H108ZM174 238V237H173ZM186 238V237H185ZM29 239H31V238H29ZM28 239V240H29ZM34 239V238H33ZM91 239H92V237H91ZM97 239V238H96ZM131 239V238H130ZM130 239H125L124 237H120L119 239H115L114 238V243H115V245H122V247H123V245L125 246V248H130V246L132 247V245H133V243L131 242L132 240H130ZM147 238H145V240H146ZM12 240L13 239H11V242H12ZM21 240V239H20ZM111 240H112V238H111ZM167 240V241H166ZM202 240H204V239H202ZM213 240V239H212ZM211 240V241H212ZM7 241V240H6ZM32 242H34V240H31ZM135 241V240H134ZM147 241V240H146ZM206 241V240H205ZM0 242H2V241H0ZM13 242H17V241H15V239H14V241ZM69 242H71V241H69ZM170 243L169 244H167V249H168V247L170 248V247H174L175 246V244H176V240L175 241H173V242H171V240L169 241ZM214 242V241H213ZM19 243H22V242H19ZM18 243V244H19ZM35 243V242H34ZM33 243V244H34ZM39 243H41V242H39ZM76 243V242H75ZM108 243H109V241H108ZM113 243V242H112ZM146 243V242H145ZM11 244V243H10ZM10 244H8L9 245V247H10ZM23 244V243H22ZM37 244V243H36ZM172 244H173V246H172ZM6 245V244H5ZM16 245V244H15ZM41 245H42V243H41ZM66 245V244H65ZM75 245V244H74ZM94 245V244H93ZM114 245V244H113ZM263 245H264V243H263ZM23 246V245H22ZM27 246H28V244H27ZM34 246V245H33ZM38 246V245H37ZM45 246V245H44ZM77 246V245H76ZM105 246V245H104ZM108 246V245H107ZM126 246H129V247H126ZM158 246V247H157ZM260 246V245H259ZM13 246L11 245V249L10 250H12V249H14V247L12 248ZM29 247V246H28ZM41 247H43V246H41ZM71 247H72V243H71ZM98 247V246H97ZM106 247V246H105ZM146 246L145 245H143V244H141L140 245V247H138V248H140V250L142 249L143 251H144V249H145V251H147L146 249H147V247L145 248ZM165 247V246H164ZM261 247V246H260ZM1 248V247H0ZM35 248V247H34ZM62 248V249H61ZM70 248V247H69ZM76 248V247H75ZM36 249V248H35ZM105 249V248H104ZM108 249V248H107ZM115 249H116V247H115ZM130 249H132V248H130ZM18 250V249H17ZM26 250V249H25ZM38 250V249H37ZM263 250V249H262ZM7 251V250H6ZM14 251V250H13ZM12 251V252H13ZM42 251V250H41ZM68 251H70V250H68ZM73 251H74V249H73ZM121 250L120 249H116V250H113V253H112V255L113 256H118L121 252H120ZM130 251V250H129ZM132 251V250H131ZM144 251V252H145ZM166 251H168V250H166ZM123 253H124V251H122ZM126 252H128V251H126ZM169 252V251H168ZM252 252V251H251ZM264 252V251H263ZM13 253H16V251H14ZM23 253V252H22ZM21 253V254H22ZM37 253H38V251H37ZM42 253V252H41ZM66 253V252H65ZM177 253H179V252H177ZM3 254H5V253H3ZM2 254V255H3ZM106 254V253H105ZM128 254V253H127ZM142 254H144V253H142ZM12 255H14V254H12ZM110 255V254H109ZM126 255V254H125ZM128 255H130V252H129V254ZM147 255V254H146ZM155 255V254H154ZM168 255V254H167ZM172 255V254H171ZM254 255V254H253ZM6 256V255H5ZM19 256H20V254H19ZM22 256H23V254H22ZM75 256H76V254H75ZM124 256V255H123ZM149 256H150V254H149ZM156 256V255H155ZM256 256V255H255ZM4 257V256H3ZM15 257V256H14ZM25 257V256H24ZM107 257V256H106ZM111 257V256H110ZM109 256H108V258H110ZM122 257V256H121ZM132 257V256H131ZM142 257V256H141ZM140 257V258H141ZM173 257V256H172ZM13 258V257H12ZM20 258V257H19ZM23 258V257H22ZM112 258V257H111ZM124 258V257H123ZM128 258H130L129 256H128ZM127 258V259H128ZM132 258H134V257H132ZM151 259H150V262H151V264H162L161 263V261L159 262V260L157 259V258H155V257H150ZM3 259V258H2ZM25 259H30V257L29 258H25ZM38 259V258H37ZM117 259H118V257H117ZM120 259V258H119ZM118 259V260H119ZM212 259V258H211ZM6 260H7V258H6ZM12 260V259H11ZM17 260H18V258H17ZM16 260V261H17ZM102 260H103V258H102ZM107 260V259H106ZM141 260H142V258H141ZM147 260V259H146ZM13 261V260H12ZM28 262H29V260H27ZM21 262V261H20ZM27 262V264H29ZM111 262V261H110ZM109 262V263H110ZM123 262H124V260H123ZM126 262H128V261H126ZM26 263V262H25ZM116 263H118V262H113V264H116ZM147 263V262H146ZM223 263V262H222ZM36 264V263H35ZM38 264V263H37ZM73 264V263H72ZM128 264V263H127ZM130 264V263H129Z\"/></svg>", "mask_w": 264, "mask_h": 264}, {"label": "built area", "instance_id": "2783aa9c", "mask_svg": "<svg viewBox=\"0 0 264 264\" xmlns=\"http://www.w3.org/2000/svg\"><path fill=\"white\" fill-rule=\"evenodd\" d=\"M256 17H259V12L256 13ZM260 29L261 27L258 19L254 18L248 24H228L226 28V35L230 37H238L240 39H248L255 32L260 31ZM224 151L225 148L223 144L213 143L208 146L202 156L180 152L177 157L179 161L184 163L190 170H209L212 168H219L224 164Z\"/></svg>", "mask_w": 264, "mask_h": 264}]
</instances>
